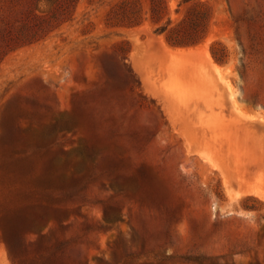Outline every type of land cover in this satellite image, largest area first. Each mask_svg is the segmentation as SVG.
<instances>
[{
	"label": "rangeland",
	"instance_id": "374dc122",
	"mask_svg": "<svg viewBox=\"0 0 264 264\" xmlns=\"http://www.w3.org/2000/svg\"><path fill=\"white\" fill-rule=\"evenodd\" d=\"M121 1L0 55V264H264V0H163L158 22L136 0L135 25ZM195 2L203 38L171 45ZM55 3L0 0V44ZM50 159L88 175L78 199L37 192Z\"/></svg>",
	"mask_w": 264,
	"mask_h": 264
},
{
	"label": "trees",
	"instance_id": "16d2710c",
	"mask_svg": "<svg viewBox=\"0 0 264 264\" xmlns=\"http://www.w3.org/2000/svg\"><path fill=\"white\" fill-rule=\"evenodd\" d=\"M50 1V0H48ZM55 6L48 16H37V23L34 25H28V23L22 24L15 32L11 30H4L1 34L0 55L4 54L5 50H11L17 45L31 43L41 38L45 29L53 23L57 27L60 22L61 16L69 12V7L75 2V0H55ZM151 1V17L158 22L162 18L165 6L163 0H150ZM52 2V1H51ZM50 2V3H51ZM136 0H122L119 2L118 10L120 16L127 20V23L138 24L141 20V9L136 6ZM210 19V11L201 2H195L191 6L185 18L177 25L170 26L168 20L166 24L158 27L159 32L165 33V38L168 43L174 46H183L187 44H193L200 41L203 38V34L206 30L207 23ZM214 58L222 62L223 59L220 54L214 50V45L211 47ZM59 128L52 127L49 129L46 135L56 132ZM44 135L42 138L37 139V151H45L48 148V142ZM87 159L91 158L90 154L86 155ZM85 162L76 169L80 172ZM70 163L65 162L59 164L55 159L44 161L37 168L38 181L37 192L48 199H61L64 201L76 200L80 197V193L84 189V184L87 176H82L79 179L71 178L67 181L59 174L60 169H68ZM91 176V175H90ZM40 219L44 218V215L39 216Z\"/></svg>",
	"mask_w": 264,
	"mask_h": 264
}]
</instances>
